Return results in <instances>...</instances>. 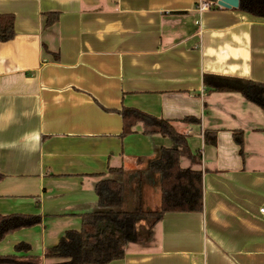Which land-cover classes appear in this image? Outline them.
<instances>
[{
	"label": "crops",
	"instance_id": "0c3cea01",
	"mask_svg": "<svg viewBox=\"0 0 264 264\" xmlns=\"http://www.w3.org/2000/svg\"><path fill=\"white\" fill-rule=\"evenodd\" d=\"M46 13L59 14L49 27ZM3 14L14 37L0 42V216L40 221L6 235L0 256H24L15 247L26 243L41 264L63 263L50 255L97 211L103 179L121 183V211L158 207L149 164L174 145L141 122L121 137L129 108L186 136L179 164L202 173L203 209L139 222L108 264H264V112L202 84L204 74L264 83V19L216 0H0Z\"/></svg>",
	"mask_w": 264,
	"mask_h": 264
},
{
	"label": "trees",
	"instance_id": "16d2710c",
	"mask_svg": "<svg viewBox=\"0 0 264 264\" xmlns=\"http://www.w3.org/2000/svg\"><path fill=\"white\" fill-rule=\"evenodd\" d=\"M237 10L253 17L264 19V0H239ZM58 13L45 14V27L57 22ZM14 17L11 14L0 15V42L14 37ZM204 89L209 93H238L247 102L264 112V83L249 79L204 74ZM123 121L121 137L132 133V127L141 122L146 134L155 133L168 138L174 145L161 148L156 160L150 162L149 169L160 176V200L152 212L138 210L121 211L122 185L116 180L103 179L95 186L97 211L81 217L79 230H69L59 239L50 256L64 260L61 264H108L121 260L124 246L135 239L137 224L149 221L154 226L167 213H201L202 173L181 168L179 164L180 148L186 146V136L175 131L168 120L158 119L135 109L123 108L119 111ZM184 123L198 124L192 117L182 119ZM204 141L213 143L214 133L205 131ZM233 141L243 156V135L233 133ZM121 169H108L109 174H121ZM3 176L0 174V181ZM38 216L8 215L0 216V241L8 234L38 224ZM16 252L24 256H0V264H41V258L28 255L30 247L20 243Z\"/></svg>",
	"mask_w": 264,
	"mask_h": 264
},
{
	"label": "water",
	"instance_id": "95a60500",
	"mask_svg": "<svg viewBox=\"0 0 264 264\" xmlns=\"http://www.w3.org/2000/svg\"><path fill=\"white\" fill-rule=\"evenodd\" d=\"M216 5L223 9H237L239 0H216Z\"/></svg>",
	"mask_w": 264,
	"mask_h": 264
},
{
	"label": "built area",
	"instance_id": "2783aa9c",
	"mask_svg": "<svg viewBox=\"0 0 264 264\" xmlns=\"http://www.w3.org/2000/svg\"><path fill=\"white\" fill-rule=\"evenodd\" d=\"M203 8H205L204 5L201 7V9H203ZM260 212L264 214V210H260Z\"/></svg>",
	"mask_w": 264,
	"mask_h": 264
}]
</instances>
